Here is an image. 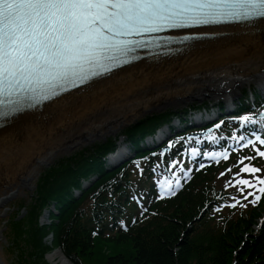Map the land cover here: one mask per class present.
<instances>
[{"label": "snow or ice", "instance_id": "obj_1", "mask_svg": "<svg viewBox=\"0 0 264 264\" xmlns=\"http://www.w3.org/2000/svg\"><path fill=\"white\" fill-rule=\"evenodd\" d=\"M222 22H246L255 31L256 24L264 26V0H0V118L86 85L136 59L133 53L138 48L161 47V38L153 33ZM214 35L197 29L191 36L176 39ZM259 115L264 124V113ZM237 119L248 124L254 117L250 113ZM254 135L264 146V136ZM239 139H247L257 155L264 157L253 139L243 135ZM222 155L227 158L226 153ZM251 159L238 160L240 172L226 183L240 186L241 193L245 187L256 190L255 195L248 192L243 197L254 195L255 203L264 194V176L246 179L240 175L261 172L243 163Z\"/></svg>", "mask_w": 264, "mask_h": 264}, {"label": "bare ground", "instance_id": "obj_2", "mask_svg": "<svg viewBox=\"0 0 264 264\" xmlns=\"http://www.w3.org/2000/svg\"><path fill=\"white\" fill-rule=\"evenodd\" d=\"M200 29L215 32L143 56L86 85L0 118V214L2 204L25 189L37 166L53 155L114 130L148 109L264 83V26ZM195 31V30H194ZM1 233V231H0ZM51 264H69L60 252ZM0 264H6L0 248Z\"/></svg>", "mask_w": 264, "mask_h": 264}, {"label": "trees", "instance_id": "obj_3", "mask_svg": "<svg viewBox=\"0 0 264 264\" xmlns=\"http://www.w3.org/2000/svg\"><path fill=\"white\" fill-rule=\"evenodd\" d=\"M156 124V120L144 124L141 120L131 132L142 136ZM103 147H90L61 158L39 174L31 202L25 208L29 223L26 233L18 230L21 223L11 222L15 227L14 238L24 234L31 250L26 257H20V264H46L43 254L48 247L42 239L48 233L52 234V247L59 248L73 264H87L93 258L97 234L104 243L126 245L131 252L126 255V249L118 251L104 264H264V224L253 237L251 225L257 216L255 211L220 228L201 225L204 217L197 222L209 199L210 173L197 174L173 199L152 205L148 214L127 232L107 238L104 232L115 221L111 216H125V210L115 206L120 205L119 199H115L117 188L113 184L105 185L111 177L102 179L87 197L67 200L72 199L70 189L78 186L80 178L101 171L97 159ZM86 198L92 200L89 214L82 207ZM51 202L59 215L50 214L49 226H38L36 215Z\"/></svg>", "mask_w": 264, "mask_h": 264}, {"label": "rangeland", "instance_id": "obj_4", "mask_svg": "<svg viewBox=\"0 0 264 264\" xmlns=\"http://www.w3.org/2000/svg\"><path fill=\"white\" fill-rule=\"evenodd\" d=\"M241 87H246L245 85L241 86ZM157 111L159 109H148L145 110V112L143 111V113L136 115L132 118V120L130 121H125L123 122L120 126H117L113 131H110L108 133L102 134L100 136L94 137L91 140L78 144L76 146H71L55 155H53L52 157H50L49 159H47L45 162L40 163L36 168L37 170L35 171V174L32 176L31 180L29 181L28 186L23 189L21 192H18L17 194H15L14 197L8 198L1 206V208L3 209V213L0 214V248L2 249V254L4 257V262L6 264H17L16 262V257L14 256L15 252H13L12 248H11V243H10V237H9V232L7 233V228H6V220L9 219L15 212H16V205L15 203L20 200V199H28V197L30 196V192L34 187V182L37 178L38 173L42 170L43 167H46L47 165L51 164L53 161H55L56 159L63 157L67 154H69L72 151H75L79 148H83L93 142H97V141H101L104 140L105 138L108 137H113L115 136L118 131L121 129V127H123L124 125L131 123L132 121L139 119L142 117V115L148 114L150 112L153 111ZM231 169V171H226V169ZM240 168L241 166H233V165H229L227 166L221 173H223V175H219L217 177V185L221 186L223 188L226 189V191L228 192H232L233 196L230 197V205L228 208L232 207V208H239L241 206V204H244L246 202L248 203H252L253 199H254V195L256 194V190L252 189V188H248L245 187V191L243 193H241L238 188L240 186L238 185H233V186H228V184L226 182L228 181H232L235 179L234 177V173L240 172ZM258 168V167H257ZM259 169H261V172L259 173H240L241 177L246 178V179H251L254 175H259V176H264V165L262 166V168L259 167ZM37 174V175H36ZM36 175V178H35ZM248 192H254V195L252 196H247V199H244L243 197L248 193ZM236 201H239L238 203ZM233 204H235V206H233ZM19 213V211H18ZM21 213V211H20ZM40 223H47V219L46 217H41L39 220ZM50 238L49 236L47 238H45L46 243L50 242ZM18 244L19 245V249L20 251L17 252V254H19L20 257L25 255H20V252H29L28 247L26 245V241H22V240H18V242L15 240L12 244ZM26 250V251H25ZM59 250H53L51 252H49L48 254L52 253V252H57ZM113 253V249L112 247H110V245L107 244H98L96 246V250H95V254L97 256H101L103 258H105L106 256H111ZM46 254V256L48 255ZM63 257V256H62ZM64 258V257H63ZM45 259V258H44ZM65 259V258H64ZM47 263L51 264V262H49L46 258L45 260ZM66 261V260H65Z\"/></svg>", "mask_w": 264, "mask_h": 264}]
</instances>
